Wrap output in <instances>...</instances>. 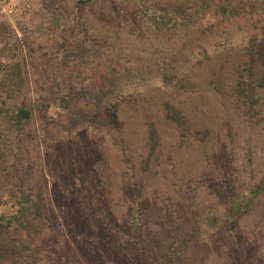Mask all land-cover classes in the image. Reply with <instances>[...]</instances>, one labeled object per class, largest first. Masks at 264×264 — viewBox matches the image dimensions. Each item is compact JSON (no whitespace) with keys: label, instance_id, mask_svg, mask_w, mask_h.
I'll use <instances>...</instances> for the list:
<instances>
[{"label":"rangeland","instance_id":"1","mask_svg":"<svg viewBox=\"0 0 264 264\" xmlns=\"http://www.w3.org/2000/svg\"><path fill=\"white\" fill-rule=\"evenodd\" d=\"M56 2L0 0V79L4 68L19 60L29 74L25 94L11 96L13 87L3 81L0 144L15 155L11 165L16 163L22 180L42 187L45 194L48 227L39 241L44 264H164L160 254L151 258L134 248L136 228L142 245H153L155 252L187 245L176 264H264V107L256 118H246L227 91H217L221 72L228 77L235 64L215 47L216 36L207 35L200 43L205 57L195 49L198 30L210 24L240 45L251 34L247 20L209 17L194 20L184 31L186 21L162 20L152 0H119L131 20L109 2L91 5L86 12L79 11L77 0L60 7ZM233 58L238 61L237 52ZM164 59L180 72L175 71L178 77L169 87L158 81ZM55 64L62 71L56 72ZM102 65L106 72L112 67L127 76L126 93L140 85L138 98L150 97V116L159 121L163 145L154 172L160 173L142 198L121 195L109 170L101 173L105 183L99 182L97 171L105 167L95 163L91 150L104 148L108 129L91 126L100 117L92 120L73 107L65 109V93L57 88L59 83L75 87L79 96H88L78 104L94 108L100 90L95 76ZM155 87L161 91L150 90ZM25 100L36 108L34 141L19 137L11 122H5ZM165 100L185 108L190 124L185 136L165 121ZM65 103L76 105L72 99ZM108 105H101L102 117ZM139 115L146 116L144 111ZM143 133L139 121L129 138L133 148L138 142L134 162L144 156ZM112 163L120 169L126 164L119 155ZM1 183L0 216L9 218L18 207Z\"/></svg>","mask_w":264,"mask_h":264},{"label":"trees","instance_id":"2","mask_svg":"<svg viewBox=\"0 0 264 264\" xmlns=\"http://www.w3.org/2000/svg\"><path fill=\"white\" fill-rule=\"evenodd\" d=\"M65 1L58 0L56 4L60 7L65 5ZM122 1L125 2L127 0ZM152 1H154L157 8L161 9L160 17L162 20H171V18L178 17L180 20L186 21L183 25L184 31L188 30L189 24H195L194 20H207L209 17L224 22H229L230 20L228 19L247 20L246 26L251 34L240 45L237 42L235 43V38L233 37L224 38V34L219 32V29L216 28L217 26L210 24L208 29L198 30L200 35L196 40L199 43L195 49L199 48V57H205L206 50L201 48L200 43L207 40L208 36H216L213 42L214 44L216 43L215 47L220 48L223 54L229 56L231 62H233L231 65L235 64V70L228 77H224V72H221L223 74H221L222 84L218 86L214 83L217 85L216 89L219 93L228 92L242 108L246 118H256L264 107V0ZM107 2L118 6L117 9L122 8L124 10V13H121L122 16L127 20H131L130 15L126 12L130 10L124 4H120L119 0H77V5L80 12H86L91 5ZM58 6L53 7L57 10ZM138 28H136V31ZM261 29H263L262 32ZM83 31L90 34L91 30L84 27ZM173 37L175 38V36ZM191 52L194 53V50ZM234 52H237L239 56L238 61H235V63ZM161 63H164V66L159 67L161 74L158 75V81L162 87H169L172 85L173 80L178 77L175 72H178V70L172 67L170 63L166 66L165 59ZM224 64L225 62L222 63V70L225 67ZM62 65H65V63ZM25 66L26 64L19 60L14 64H8L4 68L5 74L0 79V97H2L1 88L4 79L13 87L10 92L11 96L15 93L25 94L29 81V74ZM35 67L39 69V65L36 64ZM55 67L56 72L63 69L59 64H55ZM111 69L113 68L109 67L110 73L106 72L107 68L105 70L104 65H102V70L97 71L99 73L95 78H97V88L100 90L98 103L94 108L86 106L88 108L86 109L81 106L83 103L78 104V102L83 101V98H88V96L85 93L79 96L75 87H68L59 83L57 88L61 93H65L64 99L62 98L65 109L73 107L78 111L79 116L92 120L100 117L99 121H92L93 124L91 126H101L104 127V130L108 129V137L105 136L104 145H102L104 148L100 149L98 147L91 150L95 163L102 164L105 167V171H97L99 182L105 183L101 178V173L109 170L110 181L112 183L115 180V183L119 184L120 187L114 188L119 189L121 195L135 199L138 194L142 198L146 192L151 190L153 186L151 181L156 179L160 173V171L154 172V169L155 166H158L157 161L163 145L161 128L159 127V121L150 116L149 112L152 108L150 97L143 96L142 99H139L137 96L140 94L142 87L138 85V87L132 88L133 92L126 93L123 81L127 76H121L124 73L119 72L118 74L117 70ZM51 79L52 83H55L52 77ZM155 89H158V87L150 90L153 91ZM158 90L161 91V88ZM69 99H72L73 103L75 101L76 105L66 104L65 102L69 101ZM103 103L109 104L105 117L100 115V108ZM177 103L174 100H165L163 113L165 121L177 125L178 129L182 131L181 134L185 136L190 129V124L185 108L180 103ZM143 111L146 114L145 118L139 115ZM35 112V106L25 100L18 107L16 113L11 111L8 114L10 118L6 119L5 122H11L12 129L19 137L34 141L35 135L32 126ZM134 113L138 116H132ZM139 121L143 122L144 126V136L142 138V155L144 156L140 161L134 162V155L138 151V142H135L136 148H133L134 142L129 138L134 126L136 127ZM52 148H55V146ZM118 155L120 161L126 163L122 169L118 168L119 165L117 163H112L113 157ZM13 157L15 155L10 152L7 146L0 144L1 184L4 186L5 193L16 202L18 207L16 214L9 218L0 216V264H44L45 250L41 248L39 241L48 227L45 212V194L42 187L37 189L31 181L22 180L23 177L21 174L19 175V170L14 168L16 163L14 162V165H11V158ZM110 175H113L114 179ZM137 201L139 203V199ZM168 240L170 243H174L176 239L170 238ZM184 247L177 244L168 245L165 249L155 252L153 245H142L140 231L137 228L134 231V248L142 250L143 254L151 258L160 254L159 257L164 259V264H176L183 256V253H185V250H188L187 245H184ZM98 249L99 246L96 245L94 251Z\"/></svg>","mask_w":264,"mask_h":264}]
</instances>
